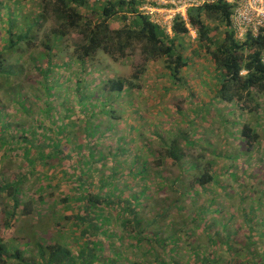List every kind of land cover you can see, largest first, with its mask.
<instances>
[{
  "label": "trees",
  "instance_id": "1",
  "mask_svg": "<svg viewBox=\"0 0 264 264\" xmlns=\"http://www.w3.org/2000/svg\"><path fill=\"white\" fill-rule=\"evenodd\" d=\"M40 2L42 9L39 16L34 18L32 25L26 27L21 35L16 33L20 11L16 14L10 12L8 15L9 21L7 22L8 28L5 29L4 44L0 45V89L6 86L16 74L15 71L7 69V67L12 68L10 57H17V63L21 61L24 49L31 48V42L28 39L30 28L40 26L48 19L52 20L57 28L52 37V45H45L48 51L56 47L65 35L71 33L79 35L80 42L75 45L78 54L70 61L71 65H79L81 70H85L88 59L99 52L118 61L127 58L131 48L138 44L141 45L145 63L164 59L171 82H181L182 74L192 64V59L185 55L186 48L183 43L185 38L190 37L191 27L197 32L195 41L197 47L192 50L193 54H203L213 62L218 72L215 77L220 87L217 90L216 100L226 103L223 111L230 113L232 108L236 107L241 112L257 116V121H259L264 98V25L258 27L257 32L250 31L243 39L239 38L233 23L236 5L227 0H214L191 7L187 13V21L178 15L172 24V36L166 28L154 22L150 15L141 11L148 0H40ZM2 6L3 1L0 0V25L3 24L1 19L4 18L1 14ZM144 72H146L145 69H140L130 81L111 80L107 83L110 92L108 96L97 97L95 101L88 100L87 105L89 106L85 104L84 109L98 110L103 118L101 121L94 118L85 122L84 143L73 141L74 144H72L66 141V136L70 140V132L67 131V125L64 122L61 124L58 120L60 114L56 115L58 119L53 118L49 101H44L46 106L42 109V113L51 117V126H41L38 118L35 119L38 127L35 129L31 126L34 120H30V124H21L15 119L17 117L15 113H18L19 109L24 115L29 114V107L20 101V92L12 94V103L17 106L13 108L14 111L4 109L0 100V163L8 153H10L9 156L22 157V162L26 163V166H22V172L12 182H0V199L10 200L11 206L10 210L5 212L7 219L1 217L0 222V264H190V261L193 264H246L240 257L232 256L235 249L234 239L231 238L228 226L230 219L220 220V222L210 219L212 215L210 209L197 207L194 203L191 205L195 207H192L193 209H196L195 214L184 216L186 204L189 205L192 198L194 199L193 193L198 194L196 188L205 192L213 184H218L217 175L213 173V162H201L204 164L203 167L197 165L196 162L188 164L186 172L191 173L198 167L201 169L200 174L191 181L193 183L188 192L181 193L175 189L180 182L179 179L170 182L165 180V186L175 191L177 199L168 207L162 208L161 212L151 220L140 217L142 207L145 208L146 203L152 201L148 186L151 181L141 152L134 155L129 171L125 174L133 180H140L141 185L137 193L132 192L133 185L124 187L126 190L119 188L115 183L116 169L128 167L126 161L116 160V157L120 156L118 153L111 156L115 159V165L110 170L114 171V174L109 177L103 176L99 180L95 178V174L100 172L97 169L94 170L93 166L104 167L107 160L105 155L98 154L95 142L105 137L107 132H102L101 128L108 119L114 116L110 103H115L127 90L140 92L142 89L136 80H139ZM40 74L44 78L43 84L45 82L49 84L47 71L40 70ZM45 90L47 92L45 95H48L49 100L52 94H49L46 87ZM82 91H79V98L83 97ZM86 98L83 97L81 103ZM212 105L206 103L198 108L199 117L203 114L208 116ZM181 116L186 119L183 113H180ZM70 117L73 115L69 114L66 120ZM199 117L197 114L196 118ZM217 117L225 127L222 128V132L227 131L230 137L237 132L231 131L230 126H237L238 121L231 122L221 114ZM188 123L192 126L197 125L194 119ZM261 127L260 122L257 123L256 129L249 123L242 125L239 138L248 152L255 149L262 140V135L258 131ZM189 133L190 131L181 133L180 137L175 138L169 147H166L168 148L167 155L155 160L159 167L166 163V158L175 163L181 161L183 155H179L178 146L181 139L190 148H197L201 144L210 148L209 136L205 134L200 142L195 143ZM78 151H87L91 157L83 156L85 159L83 161L77 154ZM123 153L127 155L128 152L124 149ZM62 159L69 160V166L60 168ZM47 168H53V170L59 168L56 170L57 175L48 173L51 171L47 170V172L45 170ZM228 176L233 178L234 174H229L228 171ZM251 179L264 182L258 174L253 175ZM55 180L59 181L57 185L54 184ZM218 186L220 189H230L227 185L219 184ZM50 191L54 197L59 191L61 201H51ZM250 191L254 193L257 189L250 187ZM259 193L260 198L257 197L258 203L255 204L261 207L264 206V190ZM241 195L243 200L247 199L245 192L241 191ZM59 203L64 205L63 208L66 210H70L69 214H66L65 210L62 212L57 210L55 213L52 206ZM256 208L258 205L253 206L250 213L244 216L245 225L248 228L254 224L255 216L253 215ZM174 209L177 210L176 214L172 213ZM110 212H114L115 218L119 220V226L122 229L120 233L111 230L114 217ZM20 214L28 220L37 219L28 227L31 230L27 231L30 236L43 229V226L48 227L49 225L51 229V224H53L54 229L60 230L61 233H58V236L64 244L61 241H54L51 245L38 242L35 255L33 252L25 254L9 248L3 230L13 229ZM249 216L253 217L249 218ZM207 217L210 224L205 222ZM162 220L169 221L168 234L165 231L159 232L153 229ZM143 222H146L147 226H144ZM218 223H220L221 231L214 233L213 229ZM260 223L264 228V218ZM164 234L167 237H164ZM203 234L207 239V244L202 238ZM125 235L128 239H134V243L128 247L124 245ZM49 236L47 232L43 234L44 239ZM261 236L264 238V229ZM183 244L186 246L184 252ZM25 245L27 248L30 247L27 242ZM206 246L211 250L205 252ZM250 247L251 245L248 251ZM223 248H226L229 259L222 260L219 256V250ZM129 251L133 253L129 255ZM138 252L142 256L141 260L139 254L137 255ZM259 262L264 264V257H260Z\"/></svg>",
  "mask_w": 264,
  "mask_h": 264
},
{
  "label": "rangeland",
  "instance_id": "2",
  "mask_svg": "<svg viewBox=\"0 0 264 264\" xmlns=\"http://www.w3.org/2000/svg\"><path fill=\"white\" fill-rule=\"evenodd\" d=\"M2 1L3 6L1 8V14L4 18L1 19L3 24L0 25V45L4 44L5 29L8 28L7 22L9 21L7 18L10 12L16 14L20 11L16 33L17 35H21L26 27L32 25V21L35 17L39 16L42 9L40 0ZM177 1H179V4L176 2L175 4L177 5H175L170 0H148L147 4L141 8V11L150 15L154 22L166 28V31L172 36V21L176 14L178 15V13H181L182 15H186V9L184 7H189V5L200 6L207 1L212 2L213 0ZM228 1L238 5V11H243L251 5L249 0ZM257 8L258 10L262 9L260 6H257ZM235 24L238 27V37L243 39L247 34L248 26L245 27L243 21L240 20L239 17L235 19ZM55 26L56 24L48 19L41 23L40 26L30 28L28 39L31 42V48L26 47L24 49L25 52L22 54V60L18 63L16 62L17 57H10L12 68L7 67V69L15 71L16 74L6 86L0 89V100L4 105V109L14 111L13 108L17 106L12 103V94L20 92V101H23L24 104L29 107V114L26 116L22 110L19 109L18 113H15L17 116L15 119L20 121L21 124H30V120H34L31 126L37 129L38 127L35 119L38 118V122L41 126H51V117L44 112L42 113V109L46 106L44 101H49L52 107L51 113L53 118L55 117L58 119L56 115L60 114L61 116L58 120L61 121V124L64 122L65 125H67V131L70 132V140L66 136V141H70L72 144H74L73 141L84 143L85 122L93 120L94 118L101 121L103 118L98 110L92 108L88 110L84 109L88 100L95 101L97 97L108 96L110 94L108 91L109 88L107 87L109 81L119 79L130 81L134 79L140 69H145L146 72L143 73L139 80H136L142 89L140 92L138 90H127L115 101V103H110V109L113 110L114 116L108 119L101 128L102 132H107L105 137H103L101 141L95 142L98 154L101 153V155H105L107 160L104 167L100 165L93 166L94 170L97 169L100 172L99 174H95V178L99 180L103 176L109 177L111 174H114V171H110L112 166L115 165V159L114 157L111 158V156L118 153L120 156H117L116 160L119 162L126 161L128 167L123 169L119 167L116 169L117 176L115 183L119 188L133 185L132 192L137 193L141 185L140 180H133L132 177H126L125 174L129 171V167L134 160V155H136L137 152H141L143 154L142 160L146 162L147 174L151 181V184L148 186L150 188L149 195L152 201L147 202L145 208L142 207L140 217L150 218L151 220L157 213L161 212L162 208L168 207L169 204L177 199V195L174 193L175 191L165 186V180L170 182L179 179L180 182L178 186H175V189L179 190L181 193L188 192L193 183L191 181H193L194 177L199 175L201 171L198 167L192 170L191 173H189L190 171L186 172L189 167L188 164L196 162L197 165L203 167L204 164L201 162H213V173L217 175L218 184H213L210 188H207L205 192H201L200 188H196L198 194H196V192L193 193L194 199L192 198V201H189V205L186 204L184 216L188 217L195 214L194 210L196 209H193L195 207L191 205L194 203L197 204V207L210 209V213H212V215L210 214V219H214L217 222L230 219L228 220V226L231 238L234 239L233 247L235 249L234 255L232 256L240 257L246 264H260V257H264V238L261 236L264 228L260 223L261 219L264 218V206L260 207L259 204L255 203H258L257 200L260 198L259 191L264 190V182L254 181L251 178H253V175L258 174L264 179V98L262 99V109L260 111L262 115L259 121H257V116L241 112L236 107H233L230 113L224 112L223 109L226 103L216 100V95L218 94L217 90H219L220 87L219 81L215 77L218 75V72L213 62L207 59V57H204L203 54H193L192 50L197 47L195 43L197 40V32L191 27V38H185L183 43L186 48L184 51L185 55L192 59V64L182 74L181 82L177 81V83L171 82L168 78L169 74L165 68L164 59L158 62L145 63L144 56L141 53V45L138 44L131 48L127 58L118 61H115L103 52H99L94 57L88 59L85 70H81L79 65H71L70 63L72 58L78 54L75 45L80 42V38L76 33L65 35L51 51L45 48V45H52V37L57 30ZM49 52H51V54H49ZM40 70L42 72L47 71L49 74V84L46 82V85L43 84L44 78L43 75L40 74ZM44 86L49 91V94H52L49 100L48 95H45L47 92ZM81 90H83V97H87L86 100L83 101L84 106L83 103H81L83 97L79 98V91ZM206 103L210 105L213 103L211 112L208 116L203 114L199 117L198 108L206 105ZM40 113H42L41 116ZM180 113H183L188 121L193 119L197 121V125H190L184 117H180ZM196 113L200 119L196 118ZM69 114L71 116L73 115V117L66 120ZM219 114L225 116V118L231 122H239L237 126H230L231 131H237L233 136H228L227 131H224L225 133L222 132L224 126H222L220 119L217 117ZM259 122L262 127L259 128L258 131L262 135V140L255 149L248 152L247 148L243 147V142L239 138L242 125L244 123H249L256 129L257 123ZM190 127L191 129H189ZM188 131H190V138L195 143L200 142L203 135L206 134L209 136L210 148L205 144H201V146L197 148H190L186 146L185 141L181 139L178 143L180 149L179 155H183L181 161L175 163L166 158V163L162 167H159L155 160L165 157L168 152V148L166 147H169L170 143L175 140V138L180 137L181 133H188ZM124 149L128 152L127 155L123 153ZM4 151L6 150L4 149ZM77 154L80 155L83 161H85L83 156L91 157L88 155L87 151H78ZM9 155L10 153L4 156V159L0 163L1 183L12 182L18 174L22 172V166H26V163L22 162V157L17 158L16 156ZM62 160L60 168L69 166V160ZM45 170L51 171L47 172L52 175L55 174L56 176V170H59V168L56 170L47 168ZM227 170L229 174H234L233 178L228 176ZM237 180L239 181L238 183L236 182ZM58 182V180H55L54 184L57 185ZM219 184L227 185L230 189H220L218 186ZM97 186H99V184H97ZM250 187H255L257 191L252 193ZM233 189L235 191H233ZM241 191L247 194L246 200L242 199ZM56 193L54 197V194H52L51 191L49 192L52 198L51 201L60 202L61 194L59 195V191ZM241 200H243V202H241ZM257 205V213L254 211L255 214L253 215L255 216L254 224H252L253 226L251 228H248L245 225L244 216L245 214L248 215L251 208L253 206L257 207ZM63 206L64 205L59 203L54 204L52 208L55 210V213L57 210L59 212L65 210L66 214H69L70 210H66ZM10 208V200L5 198L0 199V222L2 221L1 217L7 219L5 212L9 211ZM216 210L218 212H215ZM176 211L177 210L174 209L172 213L176 214ZM110 213H112L114 217L111 230L120 233L122 229L119 226V220L115 218L116 214L114 212ZM253 216H249V218ZM208 217L205 222L208 220ZM122 219L124 220V218ZM36 221V218H30V220H28L20 214V218L16 220V225L13 229L10 231L3 230L9 248L25 254L33 252L35 255V248L38 242L43 245H51L54 241L62 242V239L58 236V233L61 232L59 229H54L53 224H51V229H49V225L48 227L43 226V229L38 230L35 234L30 236L27 231L31 230L28 227H30L31 222L33 223ZM44 221L47 222V220ZM168 223V220H162L159 224H156V228L153 229L155 231H165L167 233ZM208 223L210 224V222ZM143 225L147 226L146 222H143ZM213 231L214 233L221 231L220 223L216 225ZM46 232L50 236L44 239L43 234ZM165 235L166 234L163 236L167 237ZM202 238L207 244V239L204 234ZM25 242L28 243L30 246L29 248H27ZM133 243L134 239H128L125 235L124 245L128 247ZM249 245H251V247L248 251ZM185 247V244H183V252ZM204 250L207 252L211 249L206 246ZM132 253L133 251H129L128 254L131 255ZM138 254L139 252L137 255ZM219 256L222 260L230 258L226 252V248L219 250ZM141 257L142 256L139 257L140 260ZM135 258L134 256V259ZM245 258L247 260H245ZM190 264H193V262L190 261Z\"/></svg>",
  "mask_w": 264,
  "mask_h": 264
},
{
  "label": "built area",
  "instance_id": "3",
  "mask_svg": "<svg viewBox=\"0 0 264 264\" xmlns=\"http://www.w3.org/2000/svg\"><path fill=\"white\" fill-rule=\"evenodd\" d=\"M171 2H173L174 4L177 2L179 4V1L177 0H170ZM214 1V0H213ZM228 1V0H227ZM251 3V5H249L246 9H244L243 11H238L239 9V6L236 5V10H235V14H234V17H233V23H234V28L237 32L238 30V27L237 25L235 24V19H237L239 17L240 20L243 21V25L245 27H247V34L250 32V31H254V32H257L258 31V27H262L264 25V0H258V1H251L249 0ZM209 2V1H207ZM229 2V1H228ZM230 3V2H229ZM182 4V3H181ZM233 4V3H232ZM177 5V4H175ZM193 6H198V5H189V7H183L186 9V15H182L181 13H178V15H180L185 21L188 20V10L193 7ZM257 6H260L262 7L261 10H258ZM188 8V9H187ZM176 14L175 18L178 16ZM174 18V19H175ZM174 21V20H173ZM173 21H172V24H173ZM157 23V22H156ZM172 28V27H171ZM246 34V35H247ZM238 35V33H237Z\"/></svg>",
  "mask_w": 264,
  "mask_h": 264
}]
</instances>
